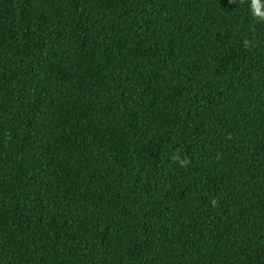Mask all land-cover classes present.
<instances>
[{
  "label": "trees",
  "instance_id": "16d2710c",
  "mask_svg": "<svg viewBox=\"0 0 264 264\" xmlns=\"http://www.w3.org/2000/svg\"><path fill=\"white\" fill-rule=\"evenodd\" d=\"M0 264H264V0H0Z\"/></svg>",
  "mask_w": 264,
  "mask_h": 264
}]
</instances>
